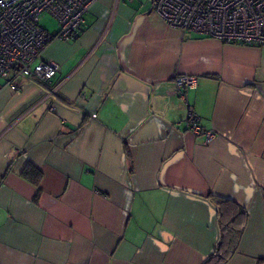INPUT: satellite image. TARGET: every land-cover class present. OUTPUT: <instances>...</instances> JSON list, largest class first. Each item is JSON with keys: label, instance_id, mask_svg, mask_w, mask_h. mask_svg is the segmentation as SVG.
<instances>
[{"label": "crops", "instance_id": "obj_1", "mask_svg": "<svg viewBox=\"0 0 264 264\" xmlns=\"http://www.w3.org/2000/svg\"><path fill=\"white\" fill-rule=\"evenodd\" d=\"M153 1L97 0L41 52L48 83L0 77V264H201L209 194L246 211L226 264H264V46L170 26Z\"/></svg>", "mask_w": 264, "mask_h": 264}, {"label": "built area", "instance_id": "obj_2", "mask_svg": "<svg viewBox=\"0 0 264 264\" xmlns=\"http://www.w3.org/2000/svg\"><path fill=\"white\" fill-rule=\"evenodd\" d=\"M97 0H0V77L17 89V78L48 83L59 65L41 58L43 49L54 40L76 39L86 25L85 16ZM153 12L167 24L186 32L218 39L225 43L264 46V0H154ZM47 14L55 19L50 32L40 23ZM196 78L178 75L175 86L182 97ZM187 128L204 133L205 141L214 134L202 130L197 114L189 109Z\"/></svg>", "mask_w": 264, "mask_h": 264}, {"label": "trees", "instance_id": "obj_3", "mask_svg": "<svg viewBox=\"0 0 264 264\" xmlns=\"http://www.w3.org/2000/svg\"><path fill=\"white\" fill-rule=\"evenodd\" d=\"M23 175L38 186L41 172L33 165L27 164ZM217 212L219 238L212 254L201 264H226L237 248L242 229L246 222V211L230 199L208 195Z\"/></svg>", "mask_w": 264, "mask_h": 264}, {"label": "rangeland", "instance_id": "obj_4", "mask_svg": "<svg viewBox=\"0 0 264 264\" xmlns=\"http://www.w3.org/2000/svg\"><path fill=\"white\" fill-rule=\"evenodd\" d=\"M149 1V0H148ZM40 23L43 27L49 28V29H54L56 28V21L54 18L47 14H42L40 16Z\"/></svg>", "mask_w": 264, "mask_h": 264}]
</instances>
